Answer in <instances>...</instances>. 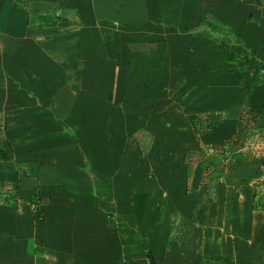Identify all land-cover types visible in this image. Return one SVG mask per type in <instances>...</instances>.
Segmentation results:
<instances>
[{
    "label": "crops",
    "instance_id": "obj_1",
    "mask_svg": "<svg viewBox=\"0 0 264 264\" xmlns=\"http://www.w3.org/2000/svg\"><path fill=\"white\" fill-rule=\"evenodd\" d=\"M258 61L264 0H0V264H264Z\"/></svg>",
    "mask_w": 264,
    "mask_h": 264
},
{
    "label": "rangeland",
    "instance_id": "obj_2",
    "mask_svg": "<svg viewBox=\"0 0 264 264\" xmlns=\"http://www.w3.org/2000/svg\"><path fill=\"white\" fill-rule=\"evenodd\" d=\"M206 120H207V118H206ZM261 120L264 121V117H262ZM219 121H221V119L219 117H213L212 116L211 118H209V121H207L208 124H206V125L214 127L216 124L219 123ZM154 122H155V120L153 118L150 119L149 117H144L143 118L142 131L141 132L139 131L140 133L136 134V136L138 138V141H142L141 144L143 145V148L141 149V151L139 149L137 150V151H139L142 154V158H150L151 157V155H152V151L150 152V146L152 145L151 141H152V139L155 141L156 138L158 139V137H159L157 132L153 131L152 128H151V125ZM222 124L225 125L226 128H228L227 123L223 122ZM126 130H127L126 131V135L124 136L123 139H125L126 141H130V142L134 141V135H135L134 134L135 133V131H134V123L133 122H129L127 124ZM137 132H138V130H137ZM16 135H20V134H16ZM71 135L72 134H70V133H57L56 134L54 129H48L44 134L41 133V135L40 134H31L30 138L33 141H37L38 139L43 141V139H45L47 147H48L47 148V153H48V157H49L50 154L52 156L55 153V151L61 153L60 149L56 150L55 148H53L54 144L55 143L57 144V142L62 141L63 138H65V137H67L69 139V137H72ZM84 135H85V133H83V132H81V133L77 132V133L73 134L72 141L73 142H78V143H80V145L84 146L83 145V142H84L83 138H85ZM40 136H41V138L42 137L43 138L40 139ZM217 136H218V134H217ZM256 137L257 136H255L253 139H256ZM257 140H263L264 141V134L263 135L260 134V136H258ZM244 141H245V139H244ZM36 144H38V143H36ZM42 151H43V149L41 147L39 148L38 146H36V148H34L32 150V152L35 154L33 157H38V153H40ZM244 151L248 152V151H250V149L249 148L248 149L245 148ZM164 154H165V150L163 148H161L159 150V158H163ZM84 155H86L85 154V150H84ZM33 157H31V158H33ZM37 200H38V198H37ZM39 211L40 210L38 209V206L36 205V215H38V216L40 215Z\"/></svg>",
    "mask_w": 264,
    "mask_h": 264
},
{
    "label": "trees",
    "instance_id": "obj_3",
    "mask_svg": "<svg viewBox=\"0 0 264 264\" xmlns=\"http://www.w3.org/2000/svg\"><path fill=\"white\" fill-rule=\"evenodd\" d=\"M257 67H258V68H264V65H263V64H261V62H260V61H258V63H257Z\"/></svg>",
    "mask_w": 264,
    "mask_h": 264
}]
</instances>
